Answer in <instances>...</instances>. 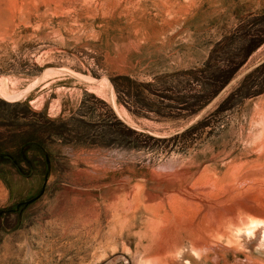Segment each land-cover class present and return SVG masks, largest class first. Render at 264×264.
I'll use <instances>...</instances> for the list:
<instances>
[{"label": "rangeland", "instance_id": "374dc122", "mask_svg": "<svg viewBox=\"0 0 264 264\" xmlns=\"http://www.w3.org/2000/svg\"><path fill=\"white\" fill-rule=\"evenodd\" d=\"M261 115L264 0H0V264H143L178 193L151 171L220 176Z\"/></svg>", "mask_w": 264, "mask_h": 264}, {"label": "bare ground", "instance_id": "6f19581e", "mask_svg": "<svg viewBox=\"0 0 264 264\" xmlns=\"http://www.w3.org/2000/svg\"><path fill=\"white\" fill-rule=\"evenodd\" d=\"M259 121L261 126L258 125V133L254 127L257 137L252 147L247 150L250 142L238 158L235 155V158L231 157L230 162L228 160L230 166L225 164L228 169L225 171V168L220 176L217 173L203 174L202 182L197 187L183 184L190 172L173 161L151 171L153 179L166 181L168 188L178 193L177 197L172 199L171 196L172 200H168L172 214L163 210V217L154 221L153 227H147L142 235L148 242L146 254L141 258L143 264H174L181 256L185 239L189 241L190 251L196 258L209 260L212 264L226 261L222 252L230 250L236 253L241 248V238H254L257 231L261 232L260 245L264 248V115L260 116ZM178 194L193 200L188 201L187 198L178 197ZM195 199L209 203L200 209ZM255 201L259 202L256 207L253 206ZM160 203L157 202L156 212L164 206H160ZM233 264L264 263L246 255L242 261L236 259Z\"/></svg>", "mask_w": 264, "mask_h": 264}, {"label": "water", "instance_id": "95a60500", "mask_svg": "<svg viewBox=\"0 0 264 264\" xmlns=\"http://www.w3.org/2000/svg\"><path fill=\"white\" fill-rule=\"evenodd\" d=\"M0 158L4 159V160H8L18 171H21L20 165L18 163V161L11 155L8 153H0ZM30 201H27L26 204H28ZM1 213V211H0Z\"/></svg>", "mask_w": 264, "mask_h": 264}, {"label": "flooded vegetation", "instance_id": "af4514ba", "mask_svg": "<svg viewBox=\"0 0 264 264\" xmlns=\"http://www.w3.org/2000/svg\"><path fill=\"white\" fill-rule=\"evenodd\" d=\"M33 200H35V199H34V198H33V199H31V200H30V202H32ZM30 202H29V203H30Z\"/></svg>", "mask_w": 264, "mask_h": 264}]
</instances>
